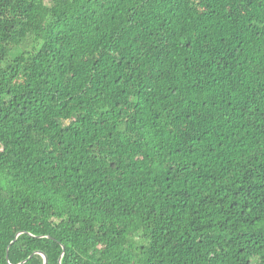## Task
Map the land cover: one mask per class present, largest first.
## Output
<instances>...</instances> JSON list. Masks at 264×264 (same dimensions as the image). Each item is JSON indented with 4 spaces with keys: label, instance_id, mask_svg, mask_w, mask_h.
Masks as SVG:
<instances>
[{
    "label": "trees",
    "instance_id": "1",
    "mask_svg": "<svg viewBox=\"0 0 264 264\" xmlns=\"http://www.w3.org/2000/svg\"><path fill=\"white\" fill-rule=\"evenodd\" d=\"M35 252L264 264V0H0V264Z\"/></svg>",
    "mask_w": 264,
    "mask_h": 264
},
{
    "label": "water",
    "instance_id": "2",
    "mask_svg": "<svg viewBox=\"0 0 264 264\" xmlns=\"http://www.w3.org/2000/svg\"><path fill=\"white\" fill-rule=\"evenodd\" d=\"M36 254H39V255H41L42 256V258H43V264H47V257L43 254V253H41V252H35ZM35 253H33V254H35ZM32 254V255H33ZM31 255V256H32ZM31 256H29L27 259H29ZM6 258H7V256H6ZM25 261H22L21 263H19V264H23Z\"/></svg>",
    "mask_w": 264,
    "mask_h": 264
}]
</instances>
